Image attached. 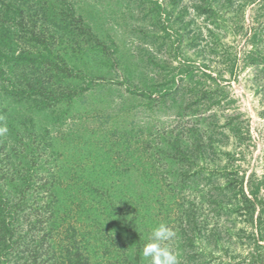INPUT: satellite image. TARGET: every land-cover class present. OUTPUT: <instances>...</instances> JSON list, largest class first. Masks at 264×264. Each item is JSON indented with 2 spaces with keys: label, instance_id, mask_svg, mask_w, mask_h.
I'll return each mask as SVG.
<instances>
[{
  "label": "trees",
  "instance_id": "obj_1",
  "mask_svg": "<svg viewBox=\"0 0 264 264\" xmlns=\"http://www.w3.org/2000/svg\"><path fill=\"white\" fill-rule=\"evenodd\" d=\"M247 1L219 0V5L237 13ZM152 3L159 19L163 10L164 21L169 22L172 10L156 0ZM66 7L59 0H37L35 9L10 2L2 12L4 17L0 16V127L7 128L0 135V264H151L150 258L142 257V249L151 239L152 228L160 223L174 233L167 244L177 264H224L212 261L216 250L226 253L231 248L228 243L233 235L240 240L243 236L248 244L246 256L237 264H264L261 181L254 174L245 180V173L233 167L209 170L204 153L211 147V138L204 142L205 134L197 125L188 129L187 137L176 134L168 142L164 137L160 143L145 141L141 150L135 149L136 156L130 152L134 161L126 168L106 162L83 167L78 163L68 170L71 178L60 179L62 170L45 153L53 143L48 123L60 115H52V121L48 112L64 114L63 104L68 106L92 85L89 79L82 86L86 61L103 57L106 75H113L117 62L73 6ZM195 8L199 14L218 16L217 7L208 0H200ZM184 13L185 7L175 17V22L181 21V31L186 27ZM218 21H213L217 27ZM222 22L226 25L223 18ZM16 27L23 35L18 50ZM164 30L167 33L165 26ZM175 33L180 42L181 33ZM256 35H251L252 42L258 40ZM123 69L120 83H126L129 94L144 97L150 108L167 97L174 99L178 91L173 80L159 82L151 76L135 86L129 65ZM217 77L223 79L221 72ZM197 93L199 99L202 90ZM40 112L50 119L42 125L32 115ZM12 113L20 114L23 126L32 122L33 127L17 130ZM148 152L153 160L142 161ZM106 159L103 155L97 160ZM160 168L172 173V180L158 178ZM206 207L217 217H247L254 228L239 234L227 226L213 225L208 230L207 217L203 220Z\"/></svg>",
  "mask_w": 264,
  "mask_h": 264
},
{
  "label": "rangeland",
  "instance_id": "obj_2",
  "mask_svg": "<svg viewBox=\"0 0 264 264\" xmlns=\"http://www.w3.org/2000/svg\"><path fill=\"white\" fill-rule=\"evenodd\" d=\"M59 1L64 9L72 5L117 59L113 75H106L108 66L103 57L97 55L86 61L82 86L89 79L92 83L88 84L92 85L74 96L68 106L63 104L67 108L64 114L59 110L48 112L52 121H55L52 115L57 118L60 115L56 122L48 123L49 141L52 138L53 143L45 151L62 170L58 174L60 179L71 178L68 170L78 163L83 167L106 162L126 168L134 161L130 152L136 156L135 149L141 148L145 141L160 143L164 137L168 142L176 134L187 137L188 129L197 125L205 134L204 142L211 138V147H206L204 153L208 169L233 167L245 173V180L248 174H254L261 181L258 196L264 198V3L261 0H248L237 13L231 8L221 9L219 0H208L217 7L218 16L199 14L195 6L200 0H176L172 5L171 0H156L172 10L171 24L164 21L163 10L160 19L155 14L152 3L155 0ZM10 2L35 9L37 0H0V16L4 17L2 12ZM183 7L186 13L182 20L186 27L181 31L178 26L181 21L175 22V17ZM23 14L27 21L26 13ZM215 19L220 26L213 23ZM18 28L17 50L23 43ZM175 30L182 35L180 42ZM254 32L258 40L252 42ZM124 64L132 70L131 82L135 86H141L145 77L150 76L159 82L173 80L178 86V91L172 94L174 99L167 97L163 103L154 102L150 108L144 97L129 94L126 83H120ZM217 72H221L222 80H218ZM197 90H202L199 99ZM32 115L41 125L49 119L45 112ZM13 116H16L17 130L23 132L33 127L32 122L23 126L20 114ZM103 155L106 161L97 160ZM151 160L149 152L145 153L142 161ZM159 171L158 178L172 180V173L163 168ZM259 209L258 205L253 219ZM204 216L208 230L213 225L227 226L233 234H239L241 230L248 233L254 228L247 217L238 214L217 217L206 207ZM80 232L86 235L84 226H80ZM240 238L235 239L233 235L232 243H228L231 248L226 253L216 250L217 256L212 262L237 264L248 251V244L243 241L246 239Z\"/></svg>",
  "mask_w": 264,
  "mask_h": 264
},
{
  "label": "clouds",
  "instance_id": "obj_3",
  "mask_svg": "<svg viewBox=\"0 0 264 264\" xmlns=\"http://www.w3.org/2000/svg\"><path fill=\"white\" fill-rule=\"evenodd\" d=\"M6 132V127H0V135ZM173 236L174 233L164 223L153 227L151 239L145 243L142 249V257L150 258L151 264H177V256L167 244Z\"/></svg>",
  "mask_w": 264,
  "mask_h": 264
}]
</instances>
